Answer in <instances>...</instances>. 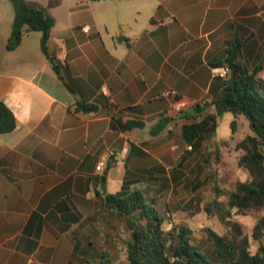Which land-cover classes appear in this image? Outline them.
I'll list each match as a JSON object with an SVG mask.
<instances>
[{
    "label": "crops",
    "instance_id": "0c3cea01",
    "mask_svg": "<svg viewBox=\"0 0 264 264\" xmlns=\"http://www.w3.org/2000/svg\"><path fill=\"white\" fill-rule=\"evenodd\" d=\"M15 11L0 0V101L17 119L0 133V264H126L103 193L138 190L165 219L208 226L221 171L209 172L211 135L184 141L180 113L217 96L230 46L264 79V0H62L47 54L38 30L6 49Z\"/></svg>",
    "mask_w": 264,
    "mask_h": 264
},
{
    "label": "trees",
    "instance_id": "16d2710c",
    "mask_svg": "<svg viewBox=\"0 0 264 264\" xmlns=\"http://www.w3.org/2000/svg\"><path fill=\"white\" fill-rule=\"evenodd\" d=\"M62 0H47L45 5L24 1L22 8L15 11L11 33L6 49L16 47L22 36L31 30L41 32V49L47 54V43L54 18L49 9ZM93 1V0H88ZM238 47L230 46L223 63L230 67V74L223 79L217 96L197 103L183 110L181 116V134L184 141L191 145H200L206 134H215L218 120L225 113L234 117L243 115L250 132L235 143L238 153L237 165L249 174V180H238L231 189L214 187L215 199L203 206L206 215H216L228 229L227 235H219L210 228L203 232L211 241L215 253L209 255L193 242L191 228L176 224L166 230V219L155 207L153 199L134 190L126 194L103 193V205L108 213L123 226L126 264H264V245H259L252 253L249 238L243 233L242 224L232 220L231 216L248 215L251 211H261L256 219L251 237L259 241L264 233V79L258 76L259 68L249 72L240 67L235 59ZM56 73L59 67L53 63ZM222 79V78H221ZM76 109L92 111L94 104L77 103ZM167 119L160 120L151 129L156 133ZM235 120L231 121L233 130ZM17 119L12 110L0 101V133L13 130ZM139 121H128L125 127H140ZM226 144L227 141L223 140ZM221 196H225L222 199ZM199 247V250L197 248Z\"/></svg>",
    "mask_w": 264,
    "mask_h": 264
},
{
    "label": "rangeland",
    "instance_id": "374dc122",
    "mask_svg": "<svg viewBox=\"0 0 264 264\" xmlns=\"http://www.w3.org/2000/svg\"><path fill=\"white\" fill-rule=\"evenodd\" d=\"M44 4H46V1L43 0ZM235 119V117L231 113H225L223 116L219 119L217 130L215 134L211 135V139H208L207 148L210 150V160L211 162H214L213 165H210V175L214 176V171H220L218 172L219 175L214 177V183L213 186H217L220 189H231L234 186V183L238 180L245 181L249 180V174L246 170L239 167L237 165V158L238 153L235 149V144L233 146L229 145L228 142L226 144L222 143L221 141L226 140L229 141V138L234 135L235 138H241L244 134L250 132L248 127V122L246 118L241 115L239 118L235 119V130L232 131L230 124L231 121ZM246 129V131H245ZM215 140H221L220 144L217 146H214L213 143H215ZM213 142V143H212ZM215 167V168H214ZM222 199H225V196H221ZM262 214L261 211H251L248 215H232V220H237L242 224V230L243 233H245L249 238V249L252 253H254L259 247V245H264V233L263 236L260 238L259 241L253 240L251 237V232L253 225L256 221V219ZM211 216L209 221H206L208 226H202L200 227L196 220H192L191 230H192V237L193 242L197 244L201 248H206L209 246L206 240H204L203 229L204 228H210L213 231H215L218 234H225L227 235L228 229L218 220L216 215H208ZM121 225L120 229V243H125V239L127 238V234ZM176 225L174 220L169 219L166 215V224L165 228L166 230L170 229L172 226ZM123 229V230H122ZM202 234V235H201ZM197 246L198 250L199 247ZM125 254V249H124Z\"/></svg>",
    "mask_w": 264,
    "mask_h": 264
},
{
    "label": "built area",
    "instance_id": "2783aa9c",
    "mask_svg": "<svg viewBox=\"0 0 264 264\" xmlns=\"http://www.w3.org/2000/svg\"><path fill=\"white\" fill-rule=\"evenodd\" d=\"M214 73L216 76L226 79L230 74V67L226 63H222L218 67L214 69ZM190 148V146H189ZM103 163L99 162L98 165H96V170H100L102 168Z\"/></svg>",
    "mask_w": 264,
    "mask_h": 264
},
{
    "label": "water",
    "instance_id": "95a60500",
    "mask_svg": "<svg viewBox=\"0 0 264 264\" xmlns=\"http://www.w3.org/2000/svg\"><path fill=\"white\" fill-rule=\"evenodd\" d=\"M12 2L14 3L16 10H20L22 8L24 0H12ZM103 189H105L104 184H103Z\"/></svg>",
    "mask_w": 264,
    "mask_h": 264
}]
</instances>
